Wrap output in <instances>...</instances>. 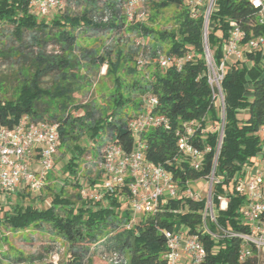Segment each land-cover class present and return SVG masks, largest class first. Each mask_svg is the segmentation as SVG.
<instances>
[{"label": "trees", "instance_id": "trees-1", "mask_svg": "<svg viewBox=\"0 0 264 264\" xmlns=\"http://www.w3.org/2000/svg\"><path fill=\"white\" fill-rule=\"evenodd\" d=\"M106 1L97 6V0H66V3L64 0L61 9L40 15L32 8L30 0H0V60L13 70L14 81L11 94L2 92L0 87V123L11 126L22 116L35 122L56 123L59 148L66 156L61 165L64 179L50 189L49 204L40 208L23 204L25 190L16 192L14 204L0 216V226L13 231L34 227L64 241L68 257L56 264H88L94 254L103 256L110 252L123 255L124 264H167L162 231L173 230L178 225L198 234L206 251L201 264H264V251L253 244H245L235 236L216 238L201 232L204 199L192 201L183 193L187 182L204 178L211 172L217 133L210 128L223 122L214 167V175L220 181L212 186V203L220 226L248 232L249 226L242 215L245 197L235 190L232 178L244 164L259 160L257 155L262 149L258 129L264 124V52L245 51L240 59L227 63L220 82L221 118L207 82L202 13L191 17L188 0H146L153 16L169 6L178 8L174 24L157 30L143 22L144 16L128 23L120 12L123 0ZM81 3H84L82 10L75 11ZM59 11V15L51 16ZM104 15H107L105 22L102 21ZM147 19L152 20V17ZM230 19L241 23L245 31L243 41L264 33V26L255 22V8L248 0H215L209 15L207 42L216 64L222 58ZM120 31L142 40L153 37L158 43L144 42L142 47L121 36H111L100 50L77 43V36L97 37ZM160 42L168 43L166 52ZM141 49L153 60L146 67L149 72L140 80L133 78L125 82L120 71H135L127 63L134 59L136 65ZM158 53L175 58L191 53L192 57L183 61L180 69L174 61L160 68L156 62ZM103 64L105 74L112 79L111 105L97 107L92 100L79 103L75 93L87 83L90 72L98 73ZM148 93L158 98L154 112L167 116L171 128H149L142 133L145 158L171 173L179 185V195L167 199L160 211L144 215L131 228H125L122 224L129 219V214L122 198L124 190L107 191L99 199L83 197L82 188L100 189L103 173L98 168L100 173L88 179L90 184L84 185L77 175L78 166L81 157L89 151L87 143L96 144V166L104 146L110 141L120 144L126 152L132 149L134 138L128 122L142 112V96ZM243 111L246 117H242ZM188 120H198L205 129L201 134L198 132L193 143L198 148L210 147L198 170L193 169L189 158L177 149L175 129ZM52 172L47 175L43 188L48 187ZM66 185L73 186L74 191L68 193L64 189ZM218 195L228 198L225 209L219 208ZM206 222L217 232L208 218ZM244 244L250 254L239 259ZM56 250V244L51 243L36 254H4V258L9 257L15 263L35 264ZM2 261L0 257V264Z\"/></svg>", "mask_w": 264, "mask_h": 264}, {"label": "built area", "instance_id": "built-area-1", "mask_svg": "<svg viewBox=\"0 0 264 264\" xmlns=\"http://www.w3.org/2000/svg\"><path fill=\"white\" fill-rule=\"evenodd\" d=\"M202 0H188L189 15L193 18L200 13L203 16L202 49L203 58L207 68V82L212 89V99L216 102L215 90L221 95V118L223 117V94L220 82L226 71L228 62L240 59L245 51L264 52V33L244 40L245 31L241 23L230 19L228 22V36L222 45V58L218 64L213 59L212 51L207 42L209 15L215 6V0H207L203 5ZM255 8V22L264 26V0H248ZM146 0H128L126 4L127 20L131 21L135 7H143ZM32 8L40 15L48 14L55 9L64 6V0H30ZM203 5V7L201 6ZM141 19L143 11L138 14ZM107 21V15L102 17ZM137 44L142 47L144 40L138 39ZM191 53L184 57L168 56L158 53L157 64L160 68H166L172 61L177 69H180L183 61L191 59ZM138 68H146L153 60L141 49L136 57ZM158 104V98L153 94L142 96V112L128 122V129L134 138V144L129 152H126L120 144L110 141L103 150L102 157L97 162V167L103 173L100 189L82 188L83 197L99 199L103 193L114 190H124L122 198L128 210L129 219L122 225L131 228L137 222V214H155L162 209L167 199H173L179 195V185L171 173L159 164H154L145 158V142L142 133L149 128H171L170 120L163 114L154 112ZM217 133V144L211 172L204 178L208 193L202 197L198 192L190 188V183L184 190V195L192 201L204 199L202 210L201 232L216 238L239 237L245 244H253L257 249L264 251V124L258 129L262 143V149L258 153L259 160L244 164L242 170L237 172L232 180L235 190L245 197V205L242 209L244 220L249 226L248 232H238L226 229L216 220V210L212 203V186L220 180L214 175L216 156L219 150L223 122L210 128ZM205 131L198 120L182 121L175 129L177 136L178 152L189 158L190 166L198 170L201 167L204 154L210 150L209 146L198 148L193 139L197 134ZM199 132V133H198ZM60 145L58 125L33 121L27 116L20 117L11 126L0 123V192L16 193L26 189L31 192L40 191L46 184L47 175L54 167V157ZM199 180V179H197ZM195 181V180H193ZM219 208L225 209L228 198L224 195L217 196ZM214 224L217 232L212 231L206 219ZM166 240L164 256L167 264H201L205 258V248L199 240L198 234L190 233L184 225H178L173 230H163ZM243 245L239 252V259H244L250 254L249 248ZM102 259L108 264H124L125 258L117 252L104 254ZM56 264V260L53 261Z\"/></svg>", "mask_w": 264, "mask_h": 264}, {"label": "rangeland", "instance_id": "rangeland-1", "mask_svg": "<svg viewBox=\"0 0 264 264\" xmlns=\"http://www.w3.org/2000/svg\"><path fill=\"white\" fill-rule=\"evenodd\" d=\"M106 1V0H105ZM104 0H97V6H101L104 2ZM107 2V1H106ZM109 2V1H108ZM207 2V0H202L201 3L204 5ZM66 3V0H65ZM122 7H121V15L124 16L126 19V0L122 1ZM203 5H201L203 7ZM84 6V3H81L80 6L77 8L75 7V11L82 10ZM143 11L144 13V19L143 22L148 24L151 28L157 29V30H165L170 28L174 24L175 15L178 11V8L176 6H169L168 8H165L164 10H161L154 16L152 15V9L149 7L148 4H144L143 7H135L134 16L135 18H141L138 16V14ZM61 12H53L51 16L60 14ZM50 16V17H51ZM149 16L152 17L151 19H147ZM126 21L129 23V21L126 19ZM127 23V24H128ZM208 33V31H207ZM115 38L117 36H121V39H126L128 37V41L136 42L138 40L137 36L129 35L127 33H124L120 31L118 34H104L97 37H82L77 36V43L85 46L94 47L96 49H101L103 45H106L107 42L110 41L111 38ZM144 42H148L149 44H156L157 40L153 37H145ZM158 43V42H157ZM160 45L162 46L164 52L168 49V43L167 42H160ZM53 46V45H52ZM51 49L53 47H50ZM57 49V47H56ZM130 67L135 68L134 72L127 73L126 69H122L120 71V75L125 80V82H130L133 78L141 79L142 75L148 74L149 67L148 68H142L139 69L136 67L134 59L132 61H129L127 63ZM106 65L103 64L98 73L90 72L88 75L89 80L85 85H83L80 92L75 93V97L79 103H87L89 101L95 102L97 107L103 106H110L111 105V99H110V93L112 92V79L111 76L105 74ZM13 70L8 66V64L3 63L0 60V87H2V92H6L7 94H11L12 87L11 85L14 84L13 78L11 77V72ZM83 72V71H80ZM46 81V80H45ZM215 95H216V105L219 108V111L221 113L220 105L222 103L221 101V95L218 89L214 87ZM80 112V111H79ZM242 117H246V112L243 111ZM88 148V152L85 153L80 161L78 166V178L80 181H83L84 185L90 184V181L88 179L92 180L98 173H100L98 167L95 165V146H92L90 143L86 144ZM67 155V154H66ZM66 160L65 153H63V149L59 148L55 157H54V167L52 172V178L47 181L48 187L43 188L40 192H31L26 189H23L24 196L22 198V203L27 204L30 203L35 207H45L49 204L50 201V189L53 188L54 184L60 185V181L64 179L63 173H62V167L61 165ZM98 182V181H97ZM190 188L194 191L198 192L202 197H206L208 193V188L206 186V182L204 179H199L192 181L190 183ZM64 189L70 193L74 191V187L70 185L64 186ZM27 191V192H26ZM5 196V197H4ZM16 199L14 193L5 192L0 197V216L3 214L4 211H8L12 204H14V200ZM144 216V214L138 213L136 218L137 220ZM55 243L57 246L56 252L50 253V255H46V259L42 261H37L35 264H49L51 261H55L58 263L59 260H65L67 255V245L64 241L59 239L58 237H55L52 233L49 231L44 230H38L34 227H29L28 229L23 230H17L13 231L5 227L4 225L0 226V257L3 258V264H22V263H15L12 261V259L4 258V254H9L11 256H16L19 253L22 254H36L38 252H41L45 246H48V244ZM26 264V263H23ZM88 264H108L105 260L102 259V256H99L98 254H94L91 258V261Z\"/></svg>", "mask_w": 264, "mask_h": 264}, {"label": "crops", "instance_id": "crops-1", "mask_svg": "<svg viewBox=\"0 0 264 264\" xmlns=\"http://www.w3.org/2000/svg\"><path fill=\"white\" fill-rule=\"evenodd\" d=\"M0 195L2 196L3 194H0ZM1 196H0V197H1Z\"/></svg>", "mask_w": 264, "mask_h": 264}]
</instances>
